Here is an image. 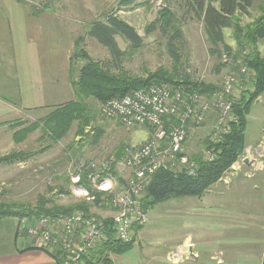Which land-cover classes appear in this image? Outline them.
<instances>
[{"label":"rangeland","instance_id":"rangeland-1","mask_svg":"<svg viewBox=\"0 0 264 264\" xmlns=\"http://www.w3.org/2000/svg\"><path fill=\"white\" fill-rule=\"evenodd\" d=\"M21 1L37 9L39 12L37 26L40 33L46 32L47 35H52L54 40L53 46L49 49L55 53V59L42 63V67L45 68L43 72L57 73L55 85H62L64 82L65 86L63 92L53 94V99L49 97L50 84L44 81L41 87L43 94L39 96L42 100L41 105L44 106L36 114L23 111L19 119H14L15 115H11L12 118L1 121L5 125L0 126V157L10 153H21L27 157L13 164L0 163V204L9 205L14 210L24 208L25 213L40 209L43 205L47 208L60 209L83 205L85 209L82 211L75 209L69 215L62 213L57 216L80 214L98 220H112L116 214L115 207L104 195L97 203L95 193H112V199L116 198L127 187L132 173L124 167L113 166L110 173L104 175L107 181L98 189L93 187L89 179V174L93 170L89 165L91 162L98 164L109 159L123 147L134 146L137 142H147L152 137L150 127L136 126L127 129L111 123L101 117L100 104L91 101L94 106L91 124L79 135L77 122L72 125L65 138L57 143L43 135L40 128L21 142L14 139V133L40 121L60 103L75 99L73 82L84 63L82 59L73 58L77 52L86 51L99 61L111 58L108 49L89 35L91 25L98 21H107L111 16L118 17L133 27L142 38L141 47L132 49L128 41L116 36L119 47L127 53L122 66L128 74L145 77L159 69L171 70L175 67L182 74H188L194 81L221 87L219 92L227 75L243 73L240 68L242 57L239 55L234 28L223 30V42L219 43L218 52H214L203 23L182 17L177 5L169 4L168 7L179 18L174 25L181 31L180 41H176L175 44L179 56V63L176 65L174 57L168 50V36L162 35L160 26L156 30L150 29V25L157 20L158 13L165 7L163 0ZM263 13L264 0H255L249 15L239 16L240 26H252ZM61 45L63 50L67 48L69 61L75 62L73 68L70 62L69 71L66 69L65 51L63 55L59 52ZM258 50L264 56V39L259 40ZM48 67L51 71L46 70ZM65 73L69 74L67 81ZM248 90H252V87L249 84L244 85L239 93H235L233 99L240 98ZM215 121L216 114L212 113L202 125L192 126L181 154L193 162L194 157L204 160L207 140L214 141ZM18 122L24 123V126H13ZM100 130L101 136L95 139ZM147 130L151 134L145 140ZM245 143L243 154L221 180H226L235 173L245 172L250 178L258 174L264 181V93L253 102L247 116ZM243 184L241 188L250 183L247 184L245 181ZM246 192L249 190L245 189ZM223 193L225 189L222 186L214 185L201 198H182L154 207L147 212L146 224L133 236L135 239L133 248L119 256L111 254L114 264H245V256L242 255L246 254L247 249L253 252L255 242L256 252L254 251L253 255L260 259L264 229L255 230L256 225L261 222L264 225V189L262 188L259 194L256 191L254 194L259 202L262 200L261 207L257 206L258 203L239 206L241 201L236 199L234 194H229L230 204L227 202L223 206L228 196L226 191L223 200ZM246 197L254 198L247 194ZM261 211L263 213H260ZM246 212L251 215L247 216ZM260 216L261 220L258 221ZM37 221L38 219L29 218L2 220L0 257L14 253L15 248L19 252L23 251L22 253L41 252L24 251L31 246H44L50 252L63 251L61 247L47 245L40 238L27 233V228H32ZM240 222H245L243 224L248 225L249 230H243V224L240 225ZM23 223L27 226L25 230L21 229ZM58 230L60 231V228ZM245 232L248 238L250 236L248 240L244 239ZM250 243L253 245L250 246ZM44 256L48 261H53L50 255L44 253ZM61 257L65 259L64 251ZM37 263L44 264L40 260H37ZM247 263L259 264L258 259ZM0 264L6 263L0 259Z\"/></svg>","mask_w":264,"mask_h":264},{"label":"trees","instance_id":"trees-1","mask_svg":"<svg viewBox=\"0 0 264 264\" xmlns=\"http://www.w3.org/2000/svg\"><path fill=\"white\" fill-rule=\"evenodd\" d=\"M163 1L165 2V7L158 13V18L150 25V29L156 30L160 26L162 35L168 36V50L170 55L174 57V64L177 65L179 63V56L176 52L178 47L175 44L176 41H180L181 31L174 25L179 18L168 7L171 3L177 5L182 12V17L203 23L208 41L212 45L214 52H218V45L223 42V30L234 28L239 55L242 57L240 68H245L250 73V78H247L248 82L245 85L249 84L252 90L246 91L238 99H233V110L238 120L229 126L228 132L221 137V140L219 142L207 140L206 149L215 153L213 161L209 162L202 158L194 157L193 160L197 166L196 174H192L187 169L181 171L161 169L151 177L145 186L142 198V209L146 213L168 201L191 197L201 198L223 178L225 173L238 161L244 152L247 116L250 113L253 102L264 93V56L258 50L259 40L264 39V13L255 20L252 26L241 27L239 24V16L249 15L255 0ZM89 35L108 49L111 58L99 61L92 58L86 51L77 52L73 58L82 59L84 63L79 69L77 79L73 82L75 99L53 108L40 121L17 130L14 133V139L17 142L25 140L29 134L40 128L43 135L48 136L53 143H57L65 138L75 122L78 123L77 135L83 133L84 129L92 121L94 106L91 101L103 104L110 99H119L133 91L147 89L153 85L170 86L174 90L181 89L185 93H198L207 98L219 92L221 88L194 81L188 74H182L175 67L171 70L159 69L157 72L147 74L145 77L128 74L122 66L127 53L119 47L116 36H121L128 41L132 49L141 47L142 38L133 27L118 17L111 16L107 21L94 23L90 27ZM70 62L73 68L75 62ZM236 75L242 76L243 79L247 77L246 74L242 73H237ZM101 117L105 119L102 115ZM117 125L119 126V124ZM13 126H24V123H14ZM100 136L101 130L98 131L95 139ZM125 149L126 147L118 149L113 156L116 159H120L124 155ZM25 157L27 155L25 156L21 153H10L1 156L0 163L13 164L15 161ZM103 195L106 196L107 201L111 204L113 200L112 193H95L96 202L98 203ZM23 209L14 210L9 205L0 204V222L7 218H29L33 220L42 217H56L62 213L69 215L75 209L82 211L85 208H83V205H77L71 209L47 208L43 205L40 209L32 210L28 213H25ZM105 224V233L108 240L94 248L91 255L85 259V264H114L111 254L119 256L133 248L135 239L128 243L121 242L116 239L113 221L107 219ZM134 230L135 233H138L141 230V226L136 225ZM29 250L41 251L50 255L55 264H64L65 259L61 257L63 256V251L55 250V252H50L44 246H31L24 251ZM262 264H264V258Z\"/></svg>","mask_w":264,"mask_h":264},{"label":"built area","instance_id":"built-area-1","mask_svg":"<svg viewBox=\"0 0 264 264\" xmlns=\"http://www.w3.org/2000/svg\"><path fill=\"white\" fill-rule=\"evenodd\" d=\"M241 71L247 75L246 79L236 74L227 75L222 90L209 98L174 90L170 86L153 85L100 104L101 115L111 123L127 129L136 126L152 129V137L147 142L126 147L120 159L112 156L89 165L93 168L89 179L98 189L107 181L104 175L109 174L113 166L124 167L132 173L127 187L112 200L116 209L112 221L117 240L130 242L136 234L134 227L146 224L147 213L142 209V198L145 186L156 172L187 169L196 174V163L181 154L192 126L202 125L209 115L215 113L214 142H219L229 126L237 122L233 97L250 78L247 69ZM214 158L215 153L207 150L204 160L211 162ZM25 224L22 230L27 228ZM105 227V220L77 214L42 217L32 228H27V233L47 245L61 247L65 253L64 264H85L94 248L108 240Z\"/></svg>","mask_w":264,"mask_h":264},{"label":"crops","instance_id":"crops-1","mask_svg":"<svg viewBox=\"0 0 264 264\" xmlns=\"http://www.w3.org/2000/svg\"><path fill=\"white\" fill-rule=\"evenodd\" d=\"M43 12H46V10H43ZM38 14L39 12L37 9L25 5L21 0H0V93L3 94V96L0 94V126H4L5 124L1 121L9 118L11 115H15L13 117L14 119H19L23 111L36 114L37 111L44 106L41 105L42 100L39 97L41 93L43 94L41 87L44 81L50 84V98L54 99L53 94L55 92L61 93L64 91V82L62 85H55L54 83L57 73L43 72L45 68L42 67V63L55 59V53H53V51L51 52L49 49L53 46L54 43L52 41L54 40H52V35L49 36L46 32L40 33L39 27L37 26ZM60 38L62 40L61 36ZM63 49V45H61L59 52L63 55L65 51L67 62L66 69L69 71L70 61L69 56H67V48H65V50ZM46 70L51 71V68L48 67ZM65 74V81H67L69 79V74ZM149 132L150 131L147 130L145 140L149 138L151 134V132ZM141 144H143V142H137L134 146H140ZM262 179L263 178L258 174L250 178L245 172L235 173L234 176L219 181L215 184V187L222 186V188L225 189V193H223L222 196L223 200L226 191L228 193L223 206H225L227 202L230 204L231 197L229 194H234V197L241 201L239 206L258 203L257 206L261 207L262 200L260 199L259 202L254 194L255 191L259 194L261 189H264V181ZM245 181H247V184L248 182L250 184L245 188H241V184L244 185L243 183ZM245 189L249 190V192L245 193ZM246 194L254 198L247 199ZM247 213L248 212H246V214ZM260 213L263 212L261 211ZM250 215L249 213L247 214V216ZM260 220L261 216L258 221ZM243 223L245 222H240V225ZM256 226V230L254 228L255 231L264 229L262 222ZM242 227L245 231L249 230L248 225L243 224ZM246 235L245 232L244 239L248 240L250 236L248 238ZM262 244L263 247L259 259L253 255L256 252L257 243L255 242L254 245L250 243V246H254L253 250L255 252L253 250V252H251L250 249L245 250L246 254L242 255V257L245 256V264H248L247 262L249 261L254 262L255 259H258L259 264H262L264 258V240ZM0 259L6 264L10 262L11 264H31L32 262L33 264H38L37 260H40V262L44 264H55L52 260L48 261L44 253H21L19 250H16V248L14 253L0 257Z\"/></svg>","mask_w":264,"mask_h":264}]
</instances>
